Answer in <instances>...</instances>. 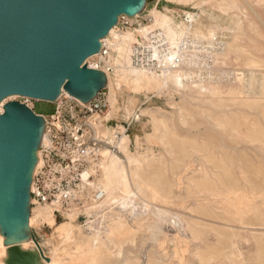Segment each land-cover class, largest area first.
I'll return each mask as SVG.
<instances>
[{"label": "bare ground", "instance_id": "1", "mask_svg": "<svg viewBox=\"0 0 264 264\" xmlns=\"http://www.w3.org/2000/svg\"><path fill=\"white\" fill-rule=\"evenodd\" d=\"M168 1L185 3L193 0ZM206 1L202 0L198 5L202 9V15L210 18L212 23L206 24L200 16L191 13L186 15L187 23H181L176 21L168 11L164 13L153 10L148 25H140L138 29L127 32L118 31L119 25H117L102 40V43L110 49V55L104 60L105 67L102 69L107 73V86L110 89L108 96L109 109L103 120L108 121L112 118V116L109 118V113H115L117 93L122 91L123 88L130 91V99H135L137 94L142 92L162 93L167 89L173 90L175 95L181 99L180 104L174 103V106L177 107L176 114L179 126L173 124L174 122L169 123L164 120L165 118L162 121L153 119L155 135L150 136V138H157L166 147L169 158L164 161L165 163L167 162L174 167L186 168L187 172L192 169L188 174L182 172L179 175L178 180L180 182L187 180L196 194H204L211 198L219 196L217 194L220 189L217 188V191L214 187L216 183L223 184L228 179L238 178L243 183L248 184L247 181L250 177L255 179L264 178V0H210L213 1L214 11L204 9ZM207 17L206 19H208ZM142 54L146 55V60L144 57L139 58ZM94 57H100V55ZM134 58L139 59L136 65L134 64ZM228 62L234 63L233 69L229 71L223 68ZM107 68H111L113 73H108ZM67 95L70 96L68 93ZM12 98L16 97L9 99ZM6 101H3L0 105V113L4 112ZM140 117L138 116L136 120L138 121ZM180 129H183V133L180 132ZM121 131L123 133L124 129H121ZM111 133V129L104 130L106 136ZM126 135L124 133L121 138L119 150L127 158V162H124L125 160L123 161L119 155L104 150L98 162L92 163L82 174V183L76 196L80 198L87 197L91 200L85 206L86 216L94 217L106 214L107 210L119 206L124 198H139V195L145 194V192L143 193L145 187L151 188L145 178V170L151 166V160L146 161L144 165L137 164V167H132L130 161L132 157L129 152L130 137ZM46 142L47 136L44 133L41 146L45 145ZM182 153L186 154L181 155ZM39 155L40 152H38ZM151 155L153 154L151 153ZM39 165L38 159L34 173H36ZM260 167H263V171L256 169ZM193 168L197 169L194 170ZM92 177L94 178L93 181H91ZM160 187L159 189H162ZM249 187H251V184H249ZM155 188L152 187V191L156 194ZM223 189L227 188L224 186ZM99 191L103 193V199L95 201L94 194ZM242 192H245V190ZM226 193L229 194V192ZM253 194L255 193L253 192ZM231 196L234 197L235 195L231 194ZM240 200L239 203L237 202L239 205ZM235 201L236 199H234ZM229 203L226 204L225 202L227 206H231ZM199 204L201 205V203ZM245 204L246 206L243 204V211L248 215L246 212L250 213V209L253 207L247 205V202ZM41 206L43 207L36 212L33 211L34 214L30 217L31 227L36 226L34 225L35 222L40 225L47 223L50 227L56 228L55 235L65 242H72L77 231L80 235L82 234V230L77 229L72 221L71 223L65 222L56 225L54 212L61 209L59 202ZM201 211L199 210V212ZM67 213L68 215L71 214L69 216L72 218L78 214L74 206ZM238 215L240 216V214ZM259 215H257V219ZM246 217L248 218V216ZM249 217L251 218V216ZM232 219L234 220V218ZM241 220L244 222L243 219ZM236 221L238 222L237 217ZM258 223L262 225L263 222ZM202 225L200 226L202 227ZM87 226L90 233L89 242H100L99 247H94V245L91 247L90 243V248L83 249L81 244H76L73 249L74 252L66 254L68 261L63 260L62 256L55 255L52 259L43 258L42 264H95L102 252L109 251V246L104 244V240H109L114 246L121 244L120 235L124 232V226L119 224V227H103L99 224L92 225L91 222ZM207 227L209 226L207 225ZM210 227L212 228V226ZM190 232L194 241L208 244L207 240L205 241L203 238L204 236H200L193 231ZM3 238L0 237V255L6 257L7 248L4 245ZM32 244L28 241L23 244V248L26 250L32 249L34 248ZM199 246L201 245L199 244ZM199 246H197V249L195 248V251L199 252L198 250H201L198 249ZM197 252L194 255L199 258L201 264H211L222 258L221 254L215 255L208 252L199 254ZM229 253L228 255H230ZM233 255H235L234 251L230 255L229 263L239 264L232 260ZM224 256V259H226V255ZM257 257L259 261V256ZM260 260H262L261 257ZM98 261L100 262V260Z\"/></svg>", "mask_w": 264, "mask_h": 264}, {"label": "rangeland", "instance_id": "2", "mask_svg": "<svg viewBox=\"0 0 264 264\" xmlns=\"http://www.w3.org/2000/svg\"><path fill=\"white\" fill-rule=\"evenodd\" d=\"M201 1L202 0H193L190 2L182 3V2L168 1V0H148L143 15L141 16V19L145 21L141 22L140 21L141 19L131 21L130 27L127 28L119 27L118 31H122V32L134 31L135 29H138L140 25L143 26L148 25L150 23V15L153 10L161 11L164 13L168 11V13H170V15L174 17L176 21L181 23H187L186 15L188 13L200 16L201 19L205 21L206 24L212 23L210 18L202 15V9L198 5ZM206 2L207 3L205 4L204 9L208 11L209 10L214 11L213 1L207 0ZM216 13L219 14V12L217 11ZM206 17L208 19H206ZM143 57L146 60V55L143 54L140 55L139 58L142 59ZM138 62L139 59L134 58V64L136 65L138 64ZM86 63L87 65L94 67L99 66L101 69H104L105 67L104 62L101 61L99 57L92 58L86 61ZM233 64H234L233 62H228L227 65L223 66V68L229 71L233 69ZM170 90L171 89L164 90L162 93L153 92V91L142 92L137 94L135 99H130L129 98L131 96L130 91L127 88L126 89L123 88L122 91L117 93V97H116L117 109L115 108L114 110L115 113L113 112L111 114L109 113L110 116L109 118H111V116L112 118L106 121L108 122V125L105 124L106 126L104 127V130L111 129V131L113 132V129L111 127L114 125H118L119 129H124L123 127L127 128L129 126V131L126 136L130 137L129 152L131 153V157H132L130 160L132 163L131 165H133L132 167H137V164L144 165L146 161L151 160L152 163L151 166L145 170V178L147 179L148 185L151 186L150 189L149 187L144 188L143 193L145 192L146 195L145 194L142 195L145 198L142 195H139V198L138 197L132 199L124 198L125 200L123 199L121 201V204L115 207L116 209L115 208H113L114 210L109 209L107 210L106 214H102L94 217L86 216L85 209L81 211L83 212L84 217H79L80 215V210H79V213L77 215H74L75 219L74 217L72 218L69 216L71 214L69 215L68 213L66 214L67 210L63 212L62 216L58 214L55 215L56 225H60L65 222L71 223L72 221L73 225L77 227V229L80 228L82 230L81 235L79 234L78 231L74 234V238L72 242H65L64 240L57 238V236L55 235L56 228L50 227L47 223L46 224L44 223V225H40L38 222H35L34 225L36 226L38 225L37 228L36 226L33 227L30 226L32 231V239H30L29 241L33 243L32 247L34 248L32 249H35V247L36 248L39 247L43 252L44 258L52 259V257H54L55 255H59L62 256L63 260L68 261V256L66 254L74 252L73 249L76 247V244H81L83 246V249L90 248V246L93 247V245L94 247H99L101 245L100 242H89L90 233L88 231L87 224L91 222L92 225L99 224L103 227L105 226L119 227L118 226L119 224L121 226H124V232L120 235L121 244L123 243V245L120 244L122 247L120 245L114 246L112 245V243H110L109 240L108 241L104 240V244L109 246L108 247L109 251L107 250L102 252V254L98 256L95 264H201L199 258L196 255H194L195 252H197L195 251V248L197 249V246H199V244L201 246H199L198 249L202 250V251L198 250L199 252L197 253L199 254L201 253L205 254L208 252V253H213L215 255H219V254L222 255L221 256L222 258L216 260L215 262H212L211 264H230L229 258L231 257L230 255L232 254V251H234L235 254L232 256V260L238 262L239 264H258L259 262L260 264H264L262 263L264 262V253H263L264 252V220H263L264 200H262L264 199L263 196L264 178L262 177L260 179H255L253 177H250L248 178L249 181H247L248 184H246V182L243 183L242 180L238 178H232L233 180L228 179L223 184L216 183L214 187H216V189L217 188L220 189L222 193L219 191L217 195H219L220 197L215 196L211 198L204 194L201 195L196 194L192 189V187L189 185L187 180H183L180 182L178 180L179 175L182 172L183 173L186 172L188 174L192 169L188 170L187 172L186 168L174 167L168 164L167 162L165 163L164 161L166 159L168 160L169 158L166 152V147L162 143H160V141L157 138H150V136L155 135L153 119L156 120L158 119L159 121H162V119L165 118L164 120H167L169 123L174 122L173 124L179 126V124L177 123L178 116L176 114L177 107L174 106V103L180 104L181 99L179 98V96L175 95L173 90L171 91ZM103 92L108 101V96L110 94V89L108 88V86ZM18 101H19L18 98L7 99L5 104L7 102H18ZM108 109H109V102H108ZM108 109L105 111L104 115L106 114ZM54 110H55L54 104H50L46 102L35 103V112L38 114H44L46 116H49L54 112ZM138 116L141 117L137 121L136 118H138ZM180 132L183 133V129H180ZM151 153L153 155H151ZM185 154L186 153H182L181 155H185ZM119 157L123 161L125 160L124 162H127V158L123 156L122 153L119 154ZM193 169L195 170L197 168H193ZM256 169L259 171H263V167ZM93 179L94 178L92 177L91 181H93ZM157 180L158 182H156ZM229 184L230 185L232 184L231 186L232 188L230 187ZM249 184H251V187L248 188ZM224 186L228 190L223 189ZM152 187L156 189L157 191L156 194L155 192L152 191ZM159 187L162 189H159ZM164 187L166 188V191ZM244 190L245 192H242ZM226 192H229V194ZM253 192L255 194H253ZM162 193L165 194L166 196L165 195L163 196ZM149 194L151 195L152 198L150 197ZM231 194L235 196L233 197L231 196ZM226 197H230V198L229 199L227 198L228 199L227 200ZM161 198L163 199L161 200ZM143 199L146 200L144 201ZM234 199H236L235 202ZM251 199L253 200L255 199V200L253 201ZM239 200H240V205L238 204ZM243 200L244 202L245 200H247L246 201L247 205L253 207L250 209V213L246 212L248 215H246L245 212L243 211L244 206H246L245 204L246 202L244 203ZM89 201H90L89 199H86L84 200V202H82L83 208L85 207V204L88 203ZM207 202L209 203L206 204ZM225 202L226 204L229 203L231 204V206L234 207H231L230 205L227 206ZM145 203H147V205H145ZM199 203H201V205ZM203 203L204 205H202ZM242 203L244 204V206ZM153 205L155 206L157 205L158 207L157 206L155 207ZM216 206H218L219 208L218 207L216 208ZM41 207L43 206L32 205L31 217L33 216L34 212H36ZM227 208L229 209V211ZM233 209L236 210L234 211ZM199 210L202 211L199 212ZM201 213L203 214L201 215ZM238 214H240V216ZM257 215H259L258 219H257ZM246 216H248V218ZM249 216H251V218ZM236 217L238 222L236 221ZM232 218H234V220ZM252 218H254L255 220L253 221ZM241 219H243L244 222L245 221L246 222L244 223ZM258 222H263V223L261 225V223L259 224ZM199 224L200 225L204 224V225H202L201 227ZM207 225L209 227L212 226V228L210 227V229H208L209 227H207ZM211 229L214 230L212 231ZM190 231H193L200 236H204L203 238L205 239V241L207 240L208 244H201L199 241H194L192 239L191 236L192 234H190L191 233ZM0 235H1L0 237L3 238L1 233ZM3 239L5 241V238ZM231 246L232 248H230ZM110 247L113 249V251ZM6 248L8 250V247ZM114 252L115 253L117 252L119 254L117 253L115 254ZM192 253L194 256L192 255ZM228 253L230 255H228ZM224 255H226V259H224L225 258ZM257 256H259V261L257 259L258 258ZM260 257L262 258L263 261L260 260ZM6 258H7V254L6 257L0 255V264H4ZM178 258L179 259L183 258V259L182 260L180 259L179 261ZM98 260H100V262Z\"/></svg>", "mask_w": 264, "mask_h": 264}, {"label": "water", "instance_id": "3", "mask_svg": "<svg viewBox=\"0 0 264 264\" xmlns=\"http://www.w3.org/2000/svg\"><path fill=\"white\" fill-rule=\"evenodd\" d=\"M148 0H0V105L11 97L54 104L62 92L89 103L107 75L86 61L121 16L141 15ZM45 121L20 102L0 114V233L4 264H42L32 239L31 187Z\"/></svg>", "mask_w": 264, "mask_h": 264}, {"label": "built area", "instance_id": "4", "mask_svg": "<svg viewBox=\"0 0 264 264\" xmlns=\"http://www.w3.org/2000/svg\"><path fill=\"white\" fill-rule=\"evenodd\" d=\"M142 15L143 13L134 18L121 16L118 25L123 28L130 27V22L140 20ZM140 21L144 22L145 20L141 19ZM98 55L104 62L110 55V49L102 43ZM88 66L101 70L107 75L99 66ZM107 72L113 73V70L107 68ZM16 98L19 99L18 102L30 108L35 114L42 116L45 121L44 133L47 136V142L39 150L40 165L33 177L31 206L59 202L61 209L56 210L55 215L62 216L66 210L67 214L74 206L77 213L80 210L79 217H84L81 212L85 209L82 202L89 198L76 196L82 183V174L92 163L98 162L104 150L117 155L121 154L119 143L123 134L128 133L129 126L123 127L124 132L122 133L119 126L114 125L111 127L113 132L110 135H104V127L108 125V122L103 120V115L108 109V101L104 92L91 102L83 103L63 91L54 103V112L49 116L35 112L37 101L25 97ZM102 199V192L94 194L95 201Z\"/></svg>", "mask_w": 264, "mask_h": 264}, {"label": "snow or ice", "instance_id": "5", "mask_svg": "<svg viewBox=\"0 0 264 264\" xmlns=\"http://www.w3.org/2000/svg\"><path fill=\"white\" fill-rule=\"evenodd\" d=\"M20 264H25V261L22 259L21 262H20Z\"/></svg>", "mask_w": 264, "mask_h": 264}]
</instances>
